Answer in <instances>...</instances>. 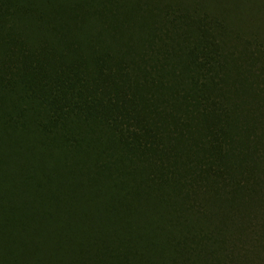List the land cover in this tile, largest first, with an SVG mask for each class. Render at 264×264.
<instances>
[{
  "label": "trees",
  "instance_id": "1",
  "mask_svg": "<svg viewBox=\"0 0 264 264\" xmlns=\"http://www.w3.org/2000/svg\"><path fill=\"white\" fill-rule=\"evenodd\" d=\"M0 264H264V0H0Z\"/></svg>",
  "mask_w": 264,
  "mask_h": 264
}]
</instances>
